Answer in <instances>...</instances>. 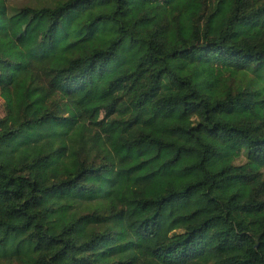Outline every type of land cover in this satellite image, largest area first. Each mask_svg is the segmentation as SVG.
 <instances>
[{
    "label": "trees",
    "instance_id": "obj_1",
    "mask_svg": "<svg viewBox=\"0 0 264 264\" xmlns=\"http://www.w3.org/2000/svg\"><path fill=\"white\" fill-rule=\"evenodd\" d=\"M15 1L0 264H264V0Z\"/></svg>",
    "mask_w": 264,
    "mask_h": 264
},
{
    "label": "rangeland",
    "instance_id": "obj_2",
    "mask_svg": "<svg viewBox=\"0 0 264 264\" xmlns=\"http://www.w3.org/2000/svg\"><path fill=\"white\" fill-rule=\"evenodd\" d=\"M50 1V0H49ZM34 3L36 0H16L15 3L17 5H24L27 3ZM44 27V18H38V20L33 21L32 23L22 26V27H14L12 26L11 30L15 36V38L20 42V44L24 48L33 47L39 43L41 38V30ZM107 86V80L103 82H96L94 85L89 86L85 89L84 94L90 95H99L104 91ZM4 101L0 97V118L4 117ZM101 117L104 116V112L101 113ZM244 162L243 160L239 161L238 163Z\"/></svg>",
    "mask_w": 264,
    "mask_h": 264
}]
</instances>
